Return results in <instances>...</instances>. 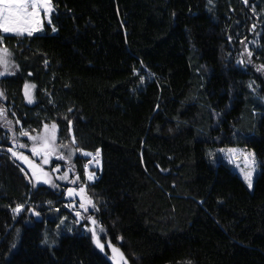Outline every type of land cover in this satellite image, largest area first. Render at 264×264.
Returning <instances> with one entry per match:
<instances>
[{"label":"trees","instance_id":"obj_1","mask_svg":"<svg viewBox=\"0 0 264 264\" xmlns=\"http://www.w3.org/2000/svg\"><path fill=\"white\" fill-rule=\"evenodd\" d=\"M52 4L42 32L3 34L18 69L0 76L13 129L0 127V264H112L74 222L68 185L33 189L7 152L16 136L38 162L20 132L53 123L98 209L85 216L129 264H264V0ZM234 145L258 161L251 192L217 154ZM97 149L88 183L81 152Z\"/></svg>","mask_w":264,"mask_h":264},{"label":"snow or ice","instance_id":"obj_2","mask_svg":"<svg viewBox=\"0 0 264 264\" xmlns=\"http://www.w3.org/2000/svg\"><path fill=\"white\" fill-rule=\"evenodd\" d=\"M211 2V0H210ZM247 0H245V3ZM41 10H43L44 16L47 18V22L51 24V14L55 11L54 5L51 3V0H0V76L5 75H14L16 70L18 69V65H16L11 59L12 52L11 50L4 45V35L3 34H12L16 37H23L27 35L28 37H33L35 33L41 32L43 30V21L41 19ZM255 27V26H253ZM52 31L55 32L56 28L53 27ZM245 49L248 57H251L253 53L251 51H247V45H245ZM251 61L249 60V63ZM239 63L243 64L244 61H240ZM258 71H264V65H260L257 69ZM31 75V73L29 74ZM36 86L34 84L25 83L24 85V98L29 103H34L35 97L33 95V89ZM251 87V84L249 85ZM5 93L3 90H0V97H4ZM6 109L0 108V119L4 120V123L0 125V127L8 128L9 132H12L11 121L6 119ZM72 110L69 109V112ZM14 115V114H13ZM19 123V121H16ZM69 124V132L71 133V125L72 121H68ZM21 136H27L30 141H32L31 153L33 157L40 156L42 157L43 164L49 163V158L53 155H56L58 159L64 160L65 156L58 154V148H69V144H57V125L55 123L49 126L45 124L43 127V131L39 132L37 135L33 136L29 131L21 130ZM6 139L12 141L13 147H9L7 152L11 154L12 158L23 161L28 165L31 176L34 180H30L32 183L33 189H38L41 183L49 185L51 188H57L58 185L54 182L50 173L45 171L42 166L33 162V160L29 159L28 156H25L23 153L19 152L16 149L25 148V144L18 143L16 136H9ZM72 144H75V138L72 139ZM229 157L230 158H238V156L243 157L245 161V168L241 169L244 180L247 182V186L249 189L253 187V173L256 170L257 161L255 159V154L251 152H243L237 149H229ZM238 153V155H237ZM85 156H91L96 165L100 163V149H97L95 154L90 152L83 153ZM72 157V152L70 151L67 159L70 161ZM89 163H92L90 161ZM85 173L87 175L88 181H93L95 179V174L93 172L88 171L89 165H85ZM71 170V166L69 168ZM21 171H24L22 168ZM53 172L59 171V168L53 169ZM57 180H65L69 179L68 172H65L63 175L56 177ZM76 180H79V177H76ZM75 182V181H73ZM67 196L73 197L75 195H79V209H82L84 213L89 211V208L98 211L96 208V204L94 201L86 195V189L84 186L79 188L77 192L75 189L69 188L66 193ZM49 206L51 207L52 202L48 201ZM67 207L75 212V220L76 224L81 223V221H85L86 224L90 223L91 227H86V231L91 232L92 241L97 248L101 251L104 250V245L101 243L99 232H104V228L99 225L98 221L91 215L85 216L81 211L75 210V201L73 204L67 205ZM24 209L23 204H17L13 209L14 217L19 215ZM29 212L32 213L35 217H40L41 213L37 212L34 208H29ZM56 211H60V209H56ZM66 220L65 218L61 219V225ZM60 225H57L59 228ZM47 243V240L43 241ZM55 243V241H53ZM111 248L113 253L112 260L114 264H120V261L124 260L123 254L120 252L119 248L114 247L109 243L108 245ZM15 247V246H13ZM124 264H127L125 261ZM190 264V262H189Z\"/></svg>","mask_w":264,"mask_h":264},{"label":"rangeland","instance_id":"obj_3","mask_svg":"<svg viewBox=\"0 0 264 264\" xmlns=\"http://www.w3.org/2000/svg\"><path fill=\"white\" fill-rule=\"evenodd\" d=\"M51 3H52V0H51ZM41 19H42L43 22H47V18L44 16L43 10H41ZM43 27H44V25H43ZM38 33H40V32H38ZM253 43H255V40L253 41ZM0 108H2L1 105H0ZM0 121H4V120L0 119ZM48 125L51 126V124H48ZM43 127L40 130V132L43 131ZM37 134L38 133L31 134V135L35 136ZM29 143H30L29 147L31 148L32 147V141L29 140ZM229 149H237L239 151L251 152V153H254V152L251 149L247 148L246 146H241V145H234V146H230V147H223V148H218L217 149V154L219 155V157H221V159L224 162H226L231 167L232 171L243 181V183H244L245 187L247 188V190L249 192H251L253 190V187H252V189L248 188L247 182L244 180V177H243V174H242V171H241V169L245 168V161H244L243 157L238 156V158H230L229 157V152H228ZM25 151H26V148L19 149V152H21L23 154H25L24 153ZM57 151H58V154H61V155L65 156L64 160H60V159L57 158L56 155H53V156H51L49 158V163L48 164H43L42 157L36 156L35 158L38 160V162H37L38 165L42 166L45 171L50 173L51 177L53 178L54 182L57 185H59V184H61V185L62 184H67L68 185V189L72 188V189H75L78 192L79 191V187H77L76 184H75V183H77L76 176H74L72 174V170L74 169V163H73L74 151L72 150L71 147H69V148H58ZM70 151L72 152V157H71V160L69 161L67 159V157H68V154H69ZM83 153H85V151L81 152L82 155H84ZM237 155H238V153H237ZM256 161H257V159H256ZM70 166H71V170H69ZM57 168H59V171H56V172L52 171L53 169H57ZM100 169H101V163H99V165H96L95 162H93L91 164L90 168L88 169V171L89 172H93L95 174V179H96L97 178V173L100 171ZM258 171H259V165H258V161H257L256 170L253 173V183H254V179H255V176L258 173ZM65 172H68V176H69V179L67 181H65V180H57L56 179V177L63 175ZM84 173H85V171H84ZM85 175H86V173H85ZM30 177H31L32 182H34L31 174H30ZM86 178H87V175H86ZM85 180L88 183L94 181V180L93 181H88L87 179H85ZM73 181H75V182H73ZM41 184H43V183H41ZM79 199H80L79 195H75L73 197H70L69 198V205L73 204V202L75 201V210L81 211L83 215H87V213L90 211L91 208H89V211L87 213H84L82 209H79ZM74 214H75V212H74ZM86 227H91V224L87 223L85 225V230H86ZM87 232L89 233V235L91 237V232H89V231H87ZM98 234H99L101 243L104 245L103 252H105V254L109 258V260L112 262V264H114V261L112 260L113 253L111 251V248L108 246L109 242L103 240L102 233L99 232V229H98ZM91 239H92V237H91ZM112 246H114V245H112ZM123 257H124V255H123ZM125 261L127 262V259L124 257V260L120 261V264H124ZM127 264H129V263L127 262Z\"/></svg>","mask_w":264,"mask_h":264},{"label":"built area","instance_id":"obj_4","mask_svg":"<svg viewBox=\"0 0 264 264\" xmlns=\"http://www.w3.org/2000/svg\"><path fill=\"white\" fill-rule=\"evenodd\" d=\"M16 150H18V149H16ZM91 153L95 154V152H91ZM90 161H92V163L94 162L93 158L91 156H85L84 157V161H83V164H82V170H85V167H84L85 165H89L88 169L90 168V166L92 164V163H89Z\"/></svg>","mask_w":264,"mask_h":264},{"label":"water","instance_id":"obj_5","mask_svg":"<svg viewBox=\"0 0 264 264\" xmlns=\"http://www.w3.org/2000/svg\"><path fill=\"white\" fill-rule=\"evenodd\" d=\"M30 159V158H29ZM32 160V159H31ZM33 162L34 163H36V164H38L36 161H34L33 160ZM21 163H22V165L27 169V170H29L30 171V169H29V167H28V165L27 164H25L23 161H21ZM31 172V171H30Z\"/></svg>","mask_w":264,"mask_h":264},{"label":"crops","instance_id":"obj_6","mask_svg":"<svg viewBox=\"0 0 264 264\" xmlns=\"http://www.w3.org/2000/svg\"><path fill=\"white\" fill-rule=\"evenodd\" d=\"M84 177H85V179H87L85 173H84Z\"/></svg>","mask_w":264,"mask_h":264}]
</instances>
